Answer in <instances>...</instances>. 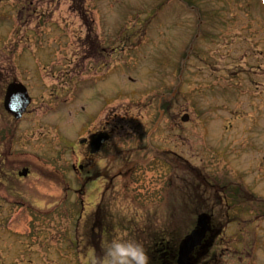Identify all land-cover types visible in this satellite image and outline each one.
<instances>
[{"label":"rangeland","instance_id":"374dc122","mask_svg":"<svg viewBox=\"0 0 264 264\" xmlns=\"http://www.w3.org/2000/svg\"><path fill=\"white\" fill-rule=\"evenodd\" d=\"M75 5L0 0V264H90L114 238L146 250L204 212L223 235L202 264H264V0ZM12 81L32 99L20 120ZM106 120L87 158L79 140ZM162 144L188 167L164 173Z\"/></svg>","mask_w":264,"mask_h":264},{"label":"water","instance_id":"95a60500","mask_svg":"<svg viewBox=\"0 0 264 264\" xmlns=\"http://www.w3.org/2000/svg\"><path fill=\"white\" fill-rule=\"evenodd\" d=\"M30 99L27 95L26 89L20 84H10L7 86L4 96V109L13 116L15 119H19L22 113L28 106ZM187 120V117L182 119ZM107 134H99L91 143V152H96L100 146L107 140ZM27 170H22L18 175L26 176ZM209 217L206 214H201L197 218V225L195 229L185 237L180 243L177 264H193L191 254L194 249L200 246L201 241L209 232Z\"/></svg>","mask_w":264,"mask_h":264},{"label":"flooded vegetation","instance_id":"af4514ba","mask_svg":"<svg viewBox=\"0 0 264 264\" xmlns=\"http://www.w3.org/2000/svg\"><path fill=\"white\" fill-rule=\"evenodd\" d=\"M164 101V102H162ZM164 103V108L162 110L159 109V117L157 118L156 123L162 122L163 119H165L167 112L169 111V109L171 108L170 106V102L167 101L165 99V96L163 95L162 98L159 99V104ZM107 120L104 123H98L95 127V129L91 132H89L88 134V138H85L86 141L83 142L82 145L85 147V149L88 152V155L86 156L87 158H92V156L98 155L99 153L103 152L104 149L106 148V145L104 144L99 152L95 155L90 154V147H89V143L92 137H94L95 135H97L98 133H102V132H106L109 137L111 138V132L107 130ZM159 124H157V126L154 128L156 129L158 127ZM164 145V144H162ZM168 146L164 145L162 147H159L160 149V156L161 158L165 159V164H167V159H169L170 155V150H168ZM156 151V150H155ZM80 166V170H83V166ZM74 168V167H73ZM211 227L213 228V235L211 236V242H213L214 239V235L216 234V232H219L220 229L218 228L217 225L212 224ZM212 247V246H211ZM176 247H174L173 245H170L169 243H159L156 245L155 250H154V254L152 256V259H154L153 264H175V259H176ZM206 252L205 248H196L194 250L193 256L196 258V264H202V259L204 258V253ZM204 255V256H203ZM201 258V259H200ZM204 264V263H203Z\"/></svg>","mask_w":264,"mask_h":264},{"label":"clouds","instance_id":"9594fccd","mask_svg":"<svg viewBox=\"0 0 264 264\" xmlns=\"http://www.w3.org/2000/svg\"><path fill=\"white\" fill-rule=\"evenodd\" d=\"M90 264H149V256L141 243L114 238L108 242L103 256L91 254Z\"/></svg>","mask_w":264,"mask_h":264},{"label":"trees","instance_id":"16d2710c","mask_svg":"<svg viewBox=\"0 0 264 264\" xmlns=\"http://www.w3.org/2000/svg\"><path fill=\"white\" fill-rule=\"evenodd\" d=\"M75 4V1L73 2V0L71 1V9L73 10V11H75V12H78V13H80L81 12V10L80 9H77V7H76V5H74ZM80 7H82L81 5H80ZM191 47V48H190ZM191 49H192V45H190L189 47H188V52H190L191 51ZM162 107H164V103H162ZM183 166H186V167H188V164H185V165H183Z\"/></svg>","mask_w":264,"mask_h":264}]
</instances>
